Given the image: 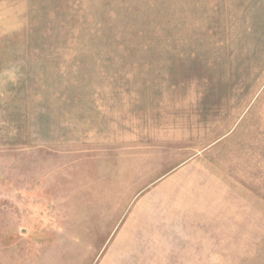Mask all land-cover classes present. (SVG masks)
<instances>
[{"label":"rangeland","instance_id":"374dc122","mask_svg":"<svg viewBox=\"0 0 264 264\" xmlns=\"http://www.w3.org/2000/svg\"><path fill=\"white\" fill-rule=\"evenodd\" d=\"M0 264H264V0H0Z\"/></svg>","mask_w":264,"mask_h":264}]
</instances>
